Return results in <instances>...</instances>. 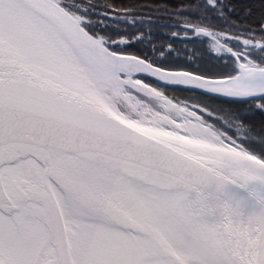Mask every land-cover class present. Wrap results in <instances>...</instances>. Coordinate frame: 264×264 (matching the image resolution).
Instances as JSON below:
<instances>
[{
	"label": "snow or ice",
	"instance_id": "obj_1",
	"mask_svg": "<svg viewBox=\"0 0 264 264\" xmlns=\"http://www.w3.org/2000/svg\"><path fill=\"white\" fill-rule=\"evenodd\" d=\"M0 264H264V0H0Z\"/></svg>",
	"mask_w": 264,
	"mask_h": 264
},
{
	"label": "flooded vegetation",
	"instance_id": "obj_2",
	"mask_svg": "<svg viewBox=\"0 0 264 264\" xmlns=\"http://www.w3.org/2000/svg\"><path fill=\"white\" fill-rule=\"evenodd\" d=\"M183 44L177 43V47H183Z\"/></svg>",
	"mask_w": 264,
	"mask_h": 264
}]
</instances>
